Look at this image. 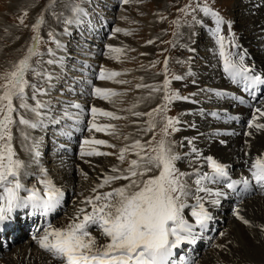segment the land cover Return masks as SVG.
Masks as SVG:
<instances>
[{"label":"snow or ice","instance_id":"obj_1","mask_svg":"<svg viewBox=\"0 0 264 264\" xmlns=\"http://www.w3.org/2000/svg\"><path fill=\"white\" fill-rule=\"evenodd\" d=\"M128 4L129 0H123ZM192 11H200L205 16H209L215 23L213 36L215 42L219 46V56L223 61V71L227 77L236 84H243L245 90H251L254 86L264 84V77L257 75L254 69L245 64V58L238 53L239 59H235L234 54L227 52L225 48V37L222 33V26L227 23L229 31L232 24L225 21L219 12L213 10L207 5L197 3L196 9H192V5H186L181 11L185 14ZM74 11H82L75 9ZM25 16L27 13L24 14ZM43 19L37 21L33 26V32L38 33ZM23 24L24 20L21 19ZM120 32L121 29H115ZM125 35L130 33L125 32ZM51 35V34H50ZM34 41L39 40V36L33 37ZM148 43H153L149 41ZM229 44L235 45L234 39H229ZM111 53H121L120 48H110ZM35 47L28 49V54L15 64L12 70L5 71L0 74V225L10 218L13 211L17 208L27 207L31 205L34 210H42L44 214L50 211L59 203L63 193L56 188L47 176V171L41 169L43 174L40 184L43 185V197L36 189H25L20 182V172L24 167L23 162L16 159V153L12 146L11 126L15 123L13 113L17 111L14 106V99L20 100V108L28 109L37 116L40 115L38 109L46 107L39 101L35 107H30L26 102V89L31 87L38 92L35 85H30L26 76L29 72L36 73L30 63L31 57L36 55ZM117 59V56H110ZM49 64L53 61H48ZM165 72H167V60L164 62ZM118 72L107 74L108 79L119 76ZM100 79L106 78V73L101 71ZM51 79V77H49ZM179 80L181 77H174ZM120 83H126L120 81ZM170 81L166 78L163 83L165 90L164 99L171 103L173 100L181 99L177 93H169ZM139 87V86H138ZM152 87L154 91L159 88ZM95 94L98 98L109 100L118 93L106 89L95 88ZM43 94V93H41ZM221 95V93H216ZM35 99V96H33ZM183 99H188L184 97ZM71 107L79 109V104H72ZM162 109H154L153 112L159 113ZM166 110V107H165ZM258 116H253L249 128L255 127L258 130L264 129V123H256V120L264 117V108H256ZM119 119L112 112L104 111L96 107L91 108L92 122L89 131L109 133L108 130L113 128L112 125H98L96 116ZM67 116L68 113L65 112ZM141 116V113H135ZM149 117L153 113H147ZM69 119H72L69 116ZM39 121L30 122L21 117L19 124L29 128L39 126ZM178 121L166 118V123L162 129L163 135L154 146L149 142V147L141 144L139 140L132 145L126 146L120 150L118 159L123 162L125 153L130 150L137 157L132 159L127 169V174L122 176H108L104 179L100 187L111 184L114 180H128L129 183L114 189L111 192L97 195L94 198L89 197L82 201L83 204L89 205L90 210L80 208L72 218V220L63 228H56L52 225L43 231L39 236L37 243L39 247L48 253L53 260L59 264H176L175 257L177 251L184 244L195 243L198 233L196 227L205 229L207 223L212 219L209 211L204 205L205 197L201 193H207L209 196L215 195L221 197L223 192L213 191L204 185V181L217 183L220 180L228 181L226 187L235 190L237 185L243 184L245 190L248 189L251 181L248 178L239 180H230L225 167L218 163L211 156L207 157V164L211 168V174H199L195 180V191L190 192L186 182L182 179L186 173H180L175 166V162L180 158L176 153L172 152L171 144L167 137L169 129L175 131L173 127ZM154 124L149 125L147 131H151ZM28 137L25 136V139ZM80 151L81 158L85 156H108L110 153L99 151L94 146H107L106 141L101 139H85ZM35 151V149H33ZM193 152L197 150L192 149ZM38 157L39 152L35 151ZM112 172H118L119 169L113 167ZM251 180L264 190V154L257 156L249 165ZM149 173H157L149 175ZM29 191L30 195L26 198L20 195L21 190ZM191 195L196 201L191 211V217L194 218L195 224L189 223L185 218V209L189 207L187 203L188 197ZM213 204L218 203L217 200L212 201ZM236 218L247 227H258L264 232V225H253L249 220L240 215L239 209L235 210ZM96 228L101 235L105 237L106 242L97 245L96 238L92 236L90 229ZM36 239V237H34ZM182 264H188L183 256L179 257Z\"/></svg>","mask_w":264,"mask_h":264},{"label":"rangeland","instance_id":"obj_2","mask_svg":"<svg viewBox=\"0 0 264 264\" xmlns=\"http://www.w3.org/2000/svg\"><path fill=\"white\" fill-rule=\"evenodd\" d=\"M80 1L81 3H79ZM87 1H89V3L91 2L90 0ZM238 1L240 4L239 7L236 5L235 0H129L128 4L123 3V0H118V3L115 6L116 10L113 13V15H111V18L113 19L112 30H114L113 33L114 36H111L110 37L111 39L106 38L103 45L104 48L108 49V46H110L108 45V41L110 40V42H114L115 45L116 43H120L121 45L123 44L122 46H120L123 47V51L118 55H116L118 58L116 59L115 63L112 62L109 64L110 61L107 62V58H106L107 50L104 51L103 56L101 55V57L98 60L100 61L102 58L100 64H102L103 70H107V72L110 73L118 72L120 73V75L112 79H108L106 76L105 79L98 80V82L102 83L103 85L105 84L107 86L105 88L106 90L118 93V95L110 98L111 102H109V100H105V101L103 100L105 104L103 103L102 106L103 109L102 108L101 109L104 111L112 112L115 116L120 118L119 119L107 118L106 120H104L103 123H101L104 125H112L113 128L109 129L108 132L114 134H106L104 132L98 133L94 131V133L96 134V136H98L99 139L106 141L108 145H114V147L98 146V150L100 149L99 151L110 153V155L108 156H100V157H103L105 160L109 161V163L112 166L114 165L113 167L119 169V171L122 172V170H124V172L127 173V169L129 168V163L132 159H134L133 157L135 155L133 154V151L130 150L129 152L125 153L126 158L123 162H121L118 159L120 150L122 148H125L126 146L132 145L137 140H139L141 144L145 145L146 148L149 147V142H152V145L154 146L155 142L159 141L161 139V136L163 135L162 129L166 123V118H171L174 121H178V123L174 124L173 126L175 128V131L169 129V135L167 139L171 144L172 152L176 153L178 156L182 153V156H179L180 158L175 162V166L180 173L187 174L184 177H182V179L186 182L188 188H190V191H192L191 186L193 185L189 183L190 180H188V178L192 177V176L189 177L191 171L193 173V170L191 168L192 164L195 165L196 163L193 160L194 158H192L191 156L190 157L183 156L184 153L188 154V150L193 149L192 147L189 146L188 141L185 142L186 137L184 138V136H186L184 129V121L186 122V120H189V117L187 116V114H185L186 110L184 108L188 106L183 102L188 99H183V98L184 97L188 98V95L190 96L193 91H194L193 93H195V91L199 89L198 88L199 85H201L199 87L202 88L208 84V83H203L202 81H200V79L208 78L210 81H212L213 83V84L211 83L212 86L217 85L216 84L217 78H221L218 69H216L218 66L217 63H219L220 56H219L218 45L216 44L215 38L213 36L215 23L212 20V18L209 16H205L202 12L198 10L192 11L190 9V13L185 14L181 11V9L185 8V6L189 4L192 5V9H196V5L198 3L200 5H207L213 10L219 12V14L224 18L226 22L230 21L232 24L230 31L228 29L227 23H225L222 26L221 34L225 37L226 51L228 52V50H230L231 53H233L234 51L235 54L237 53L240 54V52H242L241 46L244 44V42L242 43V39H241L242 30L239 29L237 26V22H238L237 14L241 10V8L243 7L248 8V5H242V3L245 0H238ZM87 5L88 4H84L83 0H34V2L32 0L31 3L29 2V0H0V74H3L5 71L12 70L13 66L17 64L20 59H22L25 55L28 54V49L35 47V51L37 54L31 57L30 63L32 64L33 68H35L36 73H39V75L29 72L26 76V79L29 81L30 85H35L36 89H38L39 91L36 92L31 87L27 88L26 97L28 98L26 99V102H31L32 104L34 103L32 106L31 105L30 106L35 107L37 101H39L40 103H44L43 102L44 98L42 97L43 94L46 95L48 93L49 95L51 93L49 96H51L52 101L48 105V110H49L48 115L60 111L61 107L65 106L62 103V101L64 100V102H67L66 100L67 97L64 98L62 94L65 93L64 90L66 89V86H68L70 83L68 79L64 77V74L65 73L70 74L72 72V69L70 68V66L65 65L64 66L65 70L61 72L62 77L60 81V79L58 78V75L60 73H56L57 78L56 77L54 78L53 74L51 73L52 71L50 72L49 69L45 68L46 60H49L48 56L50 54H51L50 59L52 60L53 52L56 48L58 39L60 35H62L63 30L64 29L66 30L67 22L69 21L71 15L74 13V10L78 9L79 7L85 10ZM252 7L254 9L253 3H252ZM78 12L79 11H75L74 18L76 19L75 21H73L75 24L81 20L78 18L79 14L76 15ZM25 13H27L26 16L24 15ZM84 17H85L84 19L82 18L83 20L85 21L87 20L88 22L90 21L93 24L96 23L91 19V17L87 15H85ZM41 18L43 19L44 22L43 24H41L39 32L38 33L33 32L32 30L33 26ZM21 19L24 20L23 24L20 23ZM85 21H83V23ZM199 21H202L206 24L207 29L210 31V33L213 36L214 40L211 41V46H210L211 50L207 48L206 51H202V50L200 51L201 48L199 47L197 48V50L193 48L195 44L197 45V43L199 44L202 43L204 44V46L209 45V43H206L207 38L204 34H202L197 39V41L193 39V36L197 35L196 28L203 27V24L199 25ZM246 26L248 25L246 24ZM96 27H94V29ZM117 28L121 29V31L116 32L115 29ZM94 29L92 27L91 31H93ZM82 31L83 29L81 30V32ZM125 32L130 34L125 35L124 34ZM199 32L201 33V30H199ZM37 35L39 36V40L34 41L33 37ZM81 35L84 37L83 33H81ZM229 39H234L236 46H232L231 44H229L228 43ZM149 41H153V43H148ZM69 43H70V50L73 51L75 48L72 46L73 43H71V40L69 41ZM213 49H215V51L212 57ZM199 51L202 54L196 56V54H198L197 52ZM202 56L208 59L209 61L206 63V68H203L204 61L201 58ZM74 58L75 60H80V57H77V59L76 57ZM165 60H167V72H165V64H164ZM252 63H254L256 69L262 70L260 66L255 64L254 60L252 61ZM197 69H199L201 72H203L206 69V73H207L206 78L200 76ZM212 69H215V71L213 72ZM147 76H149L150 78H154V77L157 78L155 82L159 86L160 90L158 91L159 93L158 102L155 101V103H158V105L156 107L151 106V108L149 109L148 108L143 109L142 108L143 104L138 102L139 100L137 101V99L142 100L141 95L136 96L134 92L142 89L140 88L142 87V85H140L139 83L141 80L143 81L144 78ZM177 76L181 77V79L179 80L174 79V77ZM49 77H51V79L54 78L53 81L56 80L54 82L55 86L53 90L50 89L51 85H47L48 82L51 80L49 79ZM166 78L170 81L168 92L177 93L181 97V99L173 100L171 103L165 101L164 99L165 90L163 89V83ZM120 81H125L126 83H120ZM225 81L226 83H228L227 80ZM47 86H48L47 91L43 93L41 96H39V93L44 91L43 89ZM99 88L104 89L102 88V86ZM49 90L51 91L50 93ZM57 92L59 93V96L61 95L60 97L61 99L55 98L54 94ZM33 96H35V101L37 98L36 102H34ZM192 99L197 100L196 98H194V95ZM19 101L20 100L18 99H14V106L17 108V111L13 113V119L15 123L11 126V131L13 136L11 143L16 153L15 158L22 161L18 152L19 144L15 143L16 138L14 137L16 118L19 112L21 111L25 112V114L27 113L29 117L35 113L28 109L18 107V105L20 104ZM99 102L100 101H97V105ZM200 102L202 101L200 100ZM181 106L184 107L181 108ZM157 108H161L162 110L159 113L153 112V110ZM135 113H141L143 115L138 117L135 115ZM147 113H153V115L149 117ZM35 118L36 117L34 116L30 117V122H35ZM150 123L154 124V128L151 131H147ZM22 127L23 126H21V129L23 130L22 132L27 133L26 129L29 127L27 126H26L27 128L25 126L24 128ZM64 129L68 131L69 127H67V129L66 128ZM134 131L138 133H142V135L139 136V138H136L138 136L134 134ZM60 133L62 134L63 131H60ZM27 137L32 138L30 136ZM29 138L24 139V141H26L25 147L26 149L28 148V150H29V145L31 144L30 142L31 139ZM130 138L135 140L132 143H129V141L132 140ZM182 147L183 149L181 150ZM46 150L49 151V149H45V151ZM75 157L76 156H73L71 158L74 159ZM80 157L81 156H79V158ZM84 158H88V157H84ZM26 159L27 160L29 159L30 161L31 159L30 154L29 156H27ZM42 162L44 164V165L42 164L43 167L46 166L45 168L47 169L52 167L54 164L52 158H49L48 161L47 159L46 160L42 159ZM25 164L27 163L26 162L23 163V165ZM24 169L25 167H23L21 170ZM24 171H26V169ZM37 171H39V169ZM26 172L28 174H33V175L38 174V172L35 171V168H30V167H27ZM77 172L78 170H75V172L71 175L72 179L70 181V187L72 189L74 188L75 191L74 195L75 197H77V200L79 202V204L77 205L78 207L85 205L82 203V201H84L86 198L89 197L94 198L95 196H97V193H93V194L89 193L88 195H86V193L81 192L76 187H74V182L76 180L79 179L84 181L86 180L82 174H77ZM113 173L114 175L112 176L119 175V174L117 175L116 172ZM110 174L112 173H109L108 175ZM153 174H157V173H149V175H153ZM30 177H31L30 178L31 181L27 180V178L20 177V182L22 184H28V187L32 188L31 185L33 184L34 181L31 175ZM74 179L75 181H73ZM126 181L127 180L112 181L110 184L112 191L116 188L126 185L127 184ZM107 192L101 190L98 193V195H103L104 193ZM194 201L195 200L191 198V195L187 199L188 205ZM60 203L62 204L63 202ZM64 206H66V204ZM189 209L192 210L190 206ZM220 209H222L223 212V208ZM62 214H60L58 217L55 216L53 221L54 222L56 220L58 221L62 216ZM218 216H219L218 213H214L212 219H214L215 217L219 218ZM250 217H252L251 214ZM244 218L249 220L253 225L256 226L262 225V224L259 225L255 224L254 221H252L249 217L246 218L245 216ZM236 222L239 223V227L247 228V226H245L240 220H236ZM217 224H218L217 222L211 224L213 225V231L216 229V226H218ZM249 228L250 230L254 228L257 231H259L258 227H249ZM202 230L203 229L199 231L202 232ZM219 230L221 229L219 228ZM208 232L209 230H207L204 234L207 235ZM211 233L208 234L210 236L209 238H212L211 243L212 241L216 242L217 240H219L218 237H215L213 239V236L216 235L212 234L211 236L210 235ZM202 235L203 234L200 233L199 237H202ZM205 243H206V239H205ZM253 244L255 246L261 245L260 243H258L257 240H254ZM213 245L216 246V243H213ZM186 246H187V250H189L190 248L193 249L196 248L193 244H186ZM208 249L210 248L208 247ZM200 250H203V248H200L199 250H197V252ZM180 252L182 251L180 250ZM1 264H3V262Z\"/></svg>","mask_w":264,"mask_h":264},{"label":"bare ground","instance_id":"obj_3","mask_svg":"<svg viewBox=\"0 0 264 264\" xmlns=\"http://www.w3.org/2000/svg\"><path fill=\"white\" fill-rule=\"evenodd\" d=\"M83 1H84V4H89V1H87V0H83ZM90 1H92V0H90ZM29 2L31 3L32 0H29ZM33 2H34V0H33ZM251 2L254 4V9L252 7ZM235 3L238 7L240 6L238 0H235ZM242 5H248V8H245V7L241 8L239 13L237 14V18H238L237 26L239 29L242 30L241 31V39H242V43L244 42V44L241 46V50H246V52L249 56V59L251 60V63L254 60L255 64H257L258 66H260L262 68V70H260V69H258V70L264 74V0H245L242 3ZM50 11H51V9H50ZM57 12H59V11H57ZM78 13L76 15H78ZM87 22L88 21L86 20L83 23V21L80 20L78 23L75 24L73 21H71V23H69V21H68L67 25H66V30H65L67 33H65L63 36L59 34L60 37H59L58 42L56 44V48L53 52V58H52V60L50 59L51 58V54H50L48 56L49 60H46V63H45V68L49 69L50 72L52 71L51 73L53 74L54 78L55 77L57 78L56 73H60L58 75V78L61 81V77H62L61 72H63L65 70V67H64L65 63L63 61L66 57L70 56V54L67 53L68 52L67 48L68 47L70 48V43H69L70 39H67V38H70L69 32H71L73 30L72 28H74V27L80 28V26H77L78 24H82L84 26L83 31L81 32V33H83L84 37H86L88 39V41H90V42L95 41L94 43L89 45V46L95 48V52L88 53V54H86V56L88 57V59L91 63L94 61L101 63L102 58L100 61L98 60L99 59L98 58V51L99 50L97 48L99 47L98 41H100L102 39L101 35L103 34V27L99 26L97 24L98 22L95 24L91 23L90 21L88 23ZM246 24L248 26H246ZM92 27H93V29H94V27H96V28L93 31H91ZM101 30H102V32H101ZM196 30H197L196 31L197 35L193 36V39L195 41H197V39L203 34V32L202 33L199 32V30H201V27L196 28ZM80 31H81V28H80ZM96 31H97V34L99 35V37L97 39H96V36L94 35L96 33ZM113 33H114V30H112L111 35H109L108 38H110L111 36H114ZM103 44H104V42L100 45L101 48H103V50H101V55L103 56L104 51L107 50V53H106L107 62L110 61L109 64L112 62L115 63L116 59H112V58H110V56H116L118 54L117 53H111L109 51V49L110 48H120L123 50V47H120L123 44L121 45L120 43H116V45H115L114 42H110V40H109L108 45H110V46H108V49L104 48ZM246 45H248V46H246ZM210 46H211L210 44L207 46H204V44H202V43H200V44L197 43V45L195 44L193 48H195L197 50V48L199 47V48H201L200 51L201 50L206 51L207 48H209V50H211ZM200 51L197 52L198 54H196V56L202 54V53H200ZM108 54H109V56H108ZM207 56H209V55H207ZM201 58L204 61L203 68H206V63L209 61H208V59H206L203 56ZM76 59H77V57H76ZM235 59H237V55H236ZM48 61H53V63L49 64ZM78 61H81V59ZM91 63L87 64L85 62L84 63V65H85L84 70H87V67L88 68L92 67ZM252 64L254 65V63H252ZM222 65H223V62H222ZM217 68H218V66H217ZM67 70H69V69H67ZM197 70H199V69H197ZM212 70H213V72L215 71V69H212ZM203 73H205V74L202 76L206 78V75H207L206 69L203 71ZM148 77L149 76L145 77L143 81L142 80L140 81L139 84L142 85V87H140L142 89L134 92L136 96L141 95L142 100L137 99V101L139 100L138 102L143 104L142 105L143 109H147V108L149 109V108H151V106L156 107L158 105V103H155V101L158 102V97H159L158 91H154L152 87H146V86H154L155 88H159V86L155 82L157 78L154 77L155 78L154 79V78H150V77L148 78ZM54 78H52L47 84V85H51L50 89H52V90L55 86L54 82L56 81V80L53 81ZM221 79L222 78H217V80H216L217 85L216 86H212L213 83L208 78L207 79H200V81H202L203 83H208V84L202 88L198 87L199 89H197L194 93V98H196L198 101L201 100L202 102H206L207 105L210 104L211 106H214L216 108H218L220 106H222V107L225 106L226 102H224V101L221 102L219 99H218V102H215L216 101L215 98L210 97V94L207 92V90H209L210 93H212L211 87L223 89L226 91L225 94L229 93L230 91H233V93L236 92L235 89L232 88L231 84H229V81H228V83H226L225 80H223V79L221 80ZM82 80H83V78H81V77L78 78V81L83 84L84 82ZM99 80H101V79H99ZM71 84L72 83H70L68 86L65 85L66 86V89L64 90L65 93L68 91ZM95 86H96V88H99L102 86V88H104V89L107 87L105 84L103 85L100 82H96ZM50 92L51 91L49 90V93ZM49 95H48V93L46 95L45 94L42 95V97L44 98L43 99L44 103H41V104L46 105L47 109L46 110H43L42 108L38 109V111L40 112L39 116H37L36 113L32 114V116L36 117L35 122H37V121L40 122L38 127L27 128L25 125L19 124V119L21 117H23L24 119H27V120H30V117H32V116L29 117V115L27 113L25 114V112H23V111L19 112V114L17 115V118H16V127H15V131H14L15 132L14 137L16 138L15 143L19 144L18 145V152H19L20 158L22 159L23 163H25V162L27 163L24 165L26 171H27V167L35 168V171L38 172V174H35V175H38L37 179L40 180L43 176L42 172H40V171H41V169H45L47 171V176L43 177V178L50 179L53 182L54 186L62 191L63 196L60 198L59 203L56 204L55 207L52 208L50 211H48L46 214H44L42 210H34L31 207V205H28L31 208V210H34V212L33 211L30 212L31 213L30 216H27V218L25 220V224H21V227L23 229L24 227L28 226V228H27L28 230L32 229V233H30V235L31 234H33V235H32V237L29 236V238H27L26 240H23V242H20L19 244L9 248V250L7 252L8 254L7 253L4 254V257L0 261V264L2 262H3V264H59L58 261L53 260L52 257L48 253H46L44 250H42L39 247L37 240H38L39 236H41L43 234V231L48 227V225H52L53 227H56V228H63L72 220V218L74 216H76V214L80 208H86V209L90 210V206L86 205V204L83 206L77 207L79 202L77 200V197H75V195H74L75 194L74 188L72 189L70 187V181L72 179L71 175L75 172V170H78L77 174H82L86 180L84 181V180L79 179V180L75 181V179H74L73 180V181H75L74 187H76L79 191L86 193V195H88L89 193H92V194L97 193V195H98V193L101 190L106 191V192L112 191L110 184L105 185L104 187H100V185L103 183L104 179L107 176L114 175V173L111 171V169L113 168L114 165L112 166L109 163V161L105 160L103 157L92 156V157H88V158H84V157L79 158L80 155L79 156L77 155L73 159L71 157H68L67 154H63L60 157H58V155H54L55 148L57 147V146H55L57 143L56 141L61 139V137L66 138L68 136L67 133H69V130L66 131L63 128L64 122H66V121L69 122V120H70L69 118H68L69 119L68 120L66 117L71 116V117H74V118L81 121L82 118L83 119L85 118V114L80 113V112H76L75 109L68 106L67 111L69 113L67 116L65 115L64 112L62 113L60 111L56 112L57 115H56V113L51 114V112H50L51 115H48L49 114L48 105L52 101L51 96H49ZM54 96L57 99L61 97V95L59 96L58 92L55 93ZM104 101L103 100L100 101L97 105V101H94L91 99L89 101V103L92 107H96L98 109H101V108L103 109L102 106H103ZM19 103H20V101H19ZM27 104L29 106L30 105L32 106L34 103L32 104L31 102H27ZM19 105H18V107H19ZM183 107L184 106H181V108H183ZM142 108H141V110H142ZM184 108H185V110H188L191 107L188 106V107H184ZM259 108H264V103H262L259 106ZM63 109H66V106H64ZM200 109H202V108H200ZM200 109H199V111L192 112V114L190 116H188L189 120H186V122H188L189 124L187 123L188 124L187 125L188 131L185 132V134L189 133L190 135H192V137H191L192 140H190L192 143L189 144V146L191 147L193 144H195V145H193V147L195 149H200L199 156H197V155H196L197 157L191 156L192 158L196 159V161L198 162L195 165L192 164V167H191L193 170V173L195 174L194 176H196L197 173L204 174V173L211 171V168L206 163L207 162L206 158L209 156H211L213 159H215L218 163L222 164L223 166L228 167V168L231 167L235 173L239 174L240 172L236 171V168H235L236 166H242V163L243 164L247 163V165L249 166L257 156L264 154V129L258 130L255 127H251L250 129L247 130L248 133L244 137H238V138H235V137L234 138H227L226 137V138H223V137L217 136V138H214L212 136V131L214 128L211 124L212 119L205 117L204 114L201 113ZM212 109H214V108H212ZM212 109H206V111L212 110ZM254 116H258V113H256V111H255ZM89 118L86 117V120L92 122V117H89ZM106 119H107V117H101L99 114H97L96 123L101 124ZM136 120H138V119H136ZM58 121H60V122H58ZM256 123H264V117L257 119ZM20 125L23 126L22 128H24V126L27 128L26 132L28 134L25 132H22L23 130L21 129ZM66 125H68L67 122H66ZM60 131H63V133L61 134ZM135 131H134V134L138 136L136 138H139V136H141L142 133H138ZM25 135L32 137V138H29V137L28 138L31 139L30 142L36 146L34 148L35 151L39 152V156L37 157L34 154V156L31 157L30 161H29V159L28 160L26 159L27 156H29V150H28V148L26 149V147H25V145H26V141H24ZM73 135L74 134H71V137H73ZM34 139L36 141H34ZM85 139H99V138H98V136H96V134L94 132L90 131L88 134L85 135L84 140ZM130 139H132V138H130ZM134 140L132 139L131 141H129V143H132ZM82 147H85V146L83 145V146H81V148ZM94 147H96L98 149V146H94ZM45 149H49V151L48 150L45 151ZM35 151H34V153H35ZM48 153L51 155V157L48 155H45ZM49 158H52V161L54 164L52 167L47 169V168H45L46 166L43 167L44 164L42 162V159H44V160L47 159V161H48ZM77 158H79V159H77ZM133 158L136 159L137 157L134 156ZM32 159H33V162H32ZM39 162L41 164H38ZM38 169H39V171H37ZM24 170H21L20 177L28 178L29 175ZM109 173H112V174L108 175ZM116 174L117 175L119 174L122 176V175H126L127 173H125L124 170H122V172L118 171V172H116ZM239 175H243V174H239ZM198 178H199V176H198ZM121 180L124 181L123 179H121ZM126 183L128 184L129 181L127 180ZM203 183L206 187H210L209 186L210 184H208L206 181H204ZM39 187H40L39 194L43 197V195H44L43 185L41 184V186H40V183H39ZM195 188L196 187L194 186V191H195ZM191 189H192V191H190V192H193V186H191ZM210 189L213 191L212 187H210ZM0 191H2V190H0ZM217 191H219V190H217ZM20 195L22 197L26 198L27 196L30 195V192L24 191L22 189L20 192ZM200 195L205 197L203 202H204L205 207L209 211L210 215H212V217H213L214 211L216 210V209H214V207L217 208V211L215 213H218V215H219L218 217L220 219V222H222L223 224L225 223V224H224V226H222L220 228L221 230L218 231L219 233L217 234V236H213V239L215 237L219 238V240L214 242V243H216V246L211 244L212 238H209L210 236L208 235L209 233H211L210 231H213V225H211L210 228L208 229L209 232L207 233V235L203 234L202 237H199V235L201 233L199 230H201V229L200 228L198 229V227H196L195 231L198 233V237H197L195 243H192L196 248H194V249L190 248L189 250H187V248L186 249L185 248L180 249L182 251L181 252L182 255H179V256H183L185 258V261L188 262V264H192L193 260H195V259H196L195 260L196 262L194 264H264V232H261L260 230L257 231L254 228H252L250 230L249 227H247V228L239 227V223L236 222V220H238V219L236 218V215L234 214L235 209H232L230 207L229 211L227 209V212L225 214L227 216H222L221 215L222 209H220V208H223V212H225L226 208L228 207L227 205H223L224 203H222V201L218 197H216L215 195L209 196L207 193H201ZM78 196H80V195H78ZM246 196H247V194L242 196L241 200L243 199V203L242 204L240 203L238 205V208H237V209H239L240 215H242L243 217L246 216V218L249 217L257 225H259V224L264 225V199L257 197V198L245 200ZM64 198L66 199L65 200L66 206H64L66 210L64 211V213L62 214L60 219L58 221L56 220L54 222L53 219L55 218L56 214L58 212H61L60 207H63V206L60 202H63ZM213 200H217L218 203L213 204L212 203ZM24 208L25 207L15 209L14 214L17 216L21 215L19 212H20V210H23ZM191 208L193 209V207H191ZM186 210H187V212H186ZM190 210L191 209H189V207L185 209L186 219H190V217H191V211L192 210L191 211ZM230 211H232L233 213H229ZM250 214L252 215V217H250ZM22 216H24V215H22ZM215 218H217V217H215ZM189 223L195 224L192 221H190ZM216 228H217V226H216ZM17 230H18V228H17ZM203 230L206 232V228ZM203 230H202V232H204ZM217 230H218V228H217ZM90 232H91L92 236L96 238L97 245H101V244L106 242L105 237L102 236L100 231H98L97 229L94 230V228H92V229H90ZM6 234L7 233H4V235H6ZM34 237H36V239H34ZM15 239H17L16 236H15ZM205 239H206V243H205ZM254 240H257L258 243H260L261 245L255 246L253 244ZM237 246H240V247H237ZM208 247L210 249H208ZM200 248H203V250H200L197 252V250H199ZM175 259H176V264H182V262L179 260V258L175 257Z\"/></svg>","mask_w":264,"mask_h":264}]
</instances>
